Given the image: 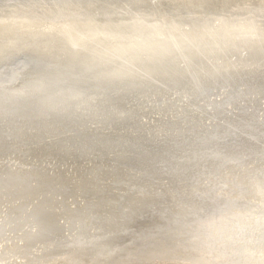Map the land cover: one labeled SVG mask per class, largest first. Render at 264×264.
Wrapping results in <instances>:
<instances>
[{
    "label": "bare ground",
    "instance_id": "6f19581e",
    "mask_svg": "<svg viewBox=\"0 0 264 264\" xmlns=\"http://www.w3.org/2000/svg\"><path fill=\"white\" fill-rule=\"evenodd\" d=\"M48 51L50 52V54H48ZM53 51H58V52L56 54ZM59 51H99V50H44V51H18V52H0V53H12V54H8L10 55L8 59H12L16 55L13 53L45 52L44 54L38 57L39 60L42 61L41 62L42 64L39 65L40 66L39 72L35 71V73L31 75L27 73L22 75L23 76L22 77V87L24 89H30L32 84H35L37 82L44 83L46 79H44L42 73H47L51 77H53L54 80L52 79L50 80H52L51 82H54L55 84L57 83L63 86L64 85L72 86L73 84H76V81L68 80L62 73V70H60V68H58L57 65H55L54 63L60 64L62 61H64V62L71 64L74 62H71L72 58L70 59V56L68 58H65L64 60V57H60L61 54L59 53ZM100 52H157V51H100ZM158 53H190V55H198L197 53L199 54L204 53L203 56H200L201 59L205 60L206 59L205 57H213V56L219 58V69L220 68L224 69L226 67L227 69H229L234 66L235 67L241 66L246 63V60L248 58H251L250 55H255L257 59L252 60V64H256L254 66L255 68H258V69H254V70H257L260 73H264V53H215V52H158ZM210 53H213V54H210ZM21 54L23 53H19V56ZM183 55L184 54H180V56H183ZM180 56L172 55L171 59H174V57L176 58ZM200 58H193V57L187 56L188 60H193V61H198ZM187 59L182 60V61H184L185 63ZM188 60L186 62H188ZM81 61H80V66H82ZM84 61H87V60H84ZM31 62H37V60L33 59L31 60ZM9 65H13V64L10 62L8 64H5V66H2V68L8 67ZM99 65L100 64H98V66ZM84 66H83V69H84ZM188 67H190V65L189 66L187 65V68ZM54 69H57V73L54 72ZM189 69H192V67ZM3 72L6 75H9L8 73H6L7 70L4 69ZM3 72L0 73V80L3 78L4 80L6 79V75L3 74ZM156 79L163 80L164 78L156 77ZM115 80L120 81L121 79H115ZM171 84H173L172 81H171ZM174 87L175 85L171 86L170 89ZM141 91L143 90L135 89V90H132V92H130L128 95L130 97L136 94L137 92H141ZM181 92H182L181 95L191 97L193 98V100L195 99L194 96L190 95V93L187 94L185 91H181ZM167 93L169 92L167 91ZM263 93H264V74L262 75L255 74L254 77L253 75L251 76L242 75L239 79H235V80L219 79V94H218L219 100L218 101H222L224 100V98H226L229 103L227 105H224L223 107H219V117L213 116V115L211 116V120L213 121L210 122V125H209V122L207 123V121L206 122L203 121L202 115L193 117L192 115L191 116L185 115L184 114L185 112L175 113V110L170 112L169 109L171 107L168 108L169 105H166L168 101H166L165 99L158 98L159 96H161V94H166V92L156 93V94H160L157 96V99H161V101H163L161 104L162 108L158 107L159 108L157 109L158 111L155 110L154 112H150L147 110L142 111V112H146V114L153 113L154 114L153 116L157 117V121L152 123V125L146 123L142 119L143 117L140 114L133 112L130 109V107L118 108L117 106H122L130 100V99H125V102H123V100L120 98H118L117 101L113 102V105L110 104L111 107L115 109H119V110L116 112L115 110L111 109L110 113L112 114L109 113L110 116L108 117H106L105 115H100L99 117L94 116V119H93L92 117L90 118V116L87 115L88 116L87 118H89L88 120L86 117L83 118L82 116L81 117L78 116L80 119H77L75 117L78 120L77 121L78 124L76 123L77 129L74 130V132H70L69 130L62 131V129L63 130L73 129L72 127L75 126L74 125L75 122L72 123V125H70L69 121H67L66 123V121L63 122L61 118L60 119L58 118L57 121L59 123L57 122L58 123L57 124L55 121V119L57 118V114L53 113L55 114L53 115L51 114L50 111H40L37 113V115H34V114L29 115L30 121L27 124H24L22 120L26 122L28 120V117L22 116V115L17 117L15 114H13L12 116L8 117V119L9 118L17 119L19 124H17L18 125L17 127H12V126L3 127L2 126V128L0 129V156H2L3 158L8 157V159L9 157H13L14 162L16 161L15 160L16 158L17 160H19V162L26 161L27 163H30V164H25V166L18 165V164H16V166H13V165L9 166V163L8 165L0 163V199L3 198L4 196L3 199L7 200L4 206L0 205V214L1 213L4 214L2 218H0L1 238L6 233H8L7 235H10V234L15 235L17 233L18 228L22 226L25 227L23 229H26L27 225L26 226L24 225L25 224L24 221L26 220L24 217V214L21 217L17 218V215H19L20 212H18V210L14 208H17L16 203H19V201L22 202L24 199V201L27 202V199L29 198V196L31 197V194L29 195V193L31 192H26L28 194H24L25 191H27V190L24 191V189L31 190L30 185L32 183H33L32 184L33 186L34 185L36 186L35 190L41 189L43 192L45 191L44 193H42L45 196L52 195L55 193L56 195L60 194V196L64 195V198H67L68 200L74 199L76 197L75 196L76 194L79 195V192L83 193V192L93 191L90 194V198H88L90 199V202L87 203L88 207L86 203H85V206H81V205H84L83 202H82L83 204H80L79 206V203L81 202L78 201L79 202L78 204L76 205L73 204L75 206V209L71 208L70 210L62 211L61 213H57V208L60 207L62 209L63 208L65 209L66 205H62L63 203H60V202L56 204L54 202L50 203L49 199L47 198L46 202L49 201L48 206L47 205L42 206V204H40L43 207V210L38 211V209H36L35 211L36 213L35 215L36 216L38 215V217H35L34 213H32L33 218L32 217L31 218L34 222H36V225L30 219H28L27 222L29 221L32 222L33 225H35V227L38 226L37 228L41 226V232H43L42 230L44 229L43 226H48V227L50 226L56 229L55 226L57 227V225H62V224H65L66 226L69 224L80 225L81 230H79L80 233L78 234L80 237H76V238L73 237L74 238L73 242L77 243L78 241L82 240L81 238L83 237L81 236H85L87 239H91V241H88V242H91L93 244L96 243L95 245H93V247L95 246L98 247L99 244L95 242L96 240L98 239L101 240L102 238L109 239V237L105 235L113 233L110 236H115L114 234H116V230L110 229V227L112 226L109 225L110 227L108 230L105 227L106 225H103V224H106L108 221L111 222L110 219H114L117 221L125 220L126 221L125 223L127 222L132 223L134 219L132 218L133 215L128 216L126 214L122 216L120 215L117 217L115 216V218L113 216V218H110L108 220L99 221V222H103V224L100 223L98 224V227H93L91 229L90 226H95L94 224L97 223V220H95L96 217L98 218V216H100L101 218V208L102 207L99 206L100 203H102V205L103 203L104 205L105 203H107V205H111V206L113 205L115 207L118 206L120 208L121 207L129 208V212H132L133 210L134 211L137 210L136 216L138 217H143V216H140L139 213H140V210L144 209L146 205V204H143V202L141 201H137L135 197H132V198L129 197L133 201L132 203L139 205V207L134 206L132 208V206L129 205L131 203L127 202L125 199L118 198V200L116 201L111 200L110 199L111 196L109 197L104 196L103 192H105L106 190H112L115 192L116 189L122 191V190H125V185H128V186L132 184L138 185V182L144 183L146 181L152 180V178H154V180L156 178H159V180L157 181H160V180L163 181V179H167L168 181H170L169 182L170 184V183H173L172 178L177 179L183 175L181 170L184 168L186 170L185 172V175H186L189 172L187 171V169L197 168V167H202V168L209 167L210 169H212L211 165L213 164V167H215L217 171L219 170V172L220 171L223 172V174L218 173L219 176L222 175L223 177V178L222 177L220 178L222 182L221 184L222 187H225L226 189L234 190L237 192L236 195L232 198L224 197L222 198V200L221 198L219 199V220L223 219L224 221L220 222L218 225L219 226L217 228L218 236H216V238L210 242H207L205 240L206 243H204V245L209 246L210 248L212 247V244L219 241V245H220L219 259H218L219 261L214 260L216 262H214L213 264H264V249H263L264 248V117L260 112L261 109L257 107L258 102H261L264 100ZM109 94L112 95L113 92L110 91ZM10 96L11 97L14 96L19 99V94L18 95L12 94ZM150 96H153V95L148 94L146 98H149ZM222 96H224V98H222ZM135 100L136 101L143 100L142 95L139 98H136ZM157 103H159V101ZM141 107L143 106L132 107V108L133 110L134 109L143 110ZM251 110L253 113L251 112ZM176 111H179V110H176ZM215 111L217 110L215 109ZM189 112L187 113L190 114ZM214 115H218V114L215 113ZM33 117H40L41 123L38 124V122H32ZM214 117H217L218 122L214 120ZM75 118L74 120H76ZM66 120L68 119L66 118ZM4 129H8V131H6L5 133ZM57 136H59L60 139H57L56 138ZM37 141H39V143L41 142L43 143L36 144ZM53 141H57V143L61 142L62 144L60 145L58 144L57 146L49 144V143H52ZM185 141L187 142V145L190 143L191 144L193 143L192 145H194L195 147L192 148L191 146L188 148L187 145L183 144V142L185 143ZM45 142H49V143H45ZM179 142L183 144L182 145L180 143L183 149H181V147H177V143ZM71 143L74 144L72 146V149H70ZM166 144H174V146H176V148H174V152L172 150L167 149L168 151H171V153H168L170 154V156L167 155L169 156L168 158L166 157V159H164L163 158L164 155H161L162 156L161 158L160 156L158 157V155L155 156L154 154L153 156L152 154H150L154 152V149L160 147L161 145H166ZM59 147H62V148H59ZM139 149L141 150L144 149V152L146 153L144 154L135 153L136 155L134 156H128L130 154H128L127 152H134L136 150L139 151ZM152 149H153V152H152ZM163 152L167 153V151L165 150ZM20 153H24V154H20ZM157 153H160V152L158 151ZM242 159L243 161L241 162ZM121 160H123L126 164H127V161L130 162L129 164L133 163L132 166L135 164H138L139 168L141 166V170L134 171V170H130L131 168L128 169L125 167H121L117 164L118 161H121ZM183 161L185 162L182 163ZM240 164H241L242 170L236 171V169H238V166ZM27 165H30V166H27ZM148 171L153 172V174H150V172ZM57 176L63 178V180H65L66 183H68L67 181L71 182L72 178L76 179L77 183L72 179V181L75 182L74 185L76 187L71 188V189H66V190L64 189L65 192L64 194H62L60 191H59L60 193L58 191L55 192L56 186H53L52 184V186L54 187L53 188L54 192L52 190L50 191L49 187L46 188L47 184L48 185L50 184L51 177L57 178ZM186 176H188V174ZM63 180L61 179L62 183L64 182ZM192 180L193 178L189 179L190 182ZM52 181H55V179ZM58 181L59 180H57V182ZM56 183L54 185H56ZM186 190H189V189L187 188ZM152 191L154 190L149 189V190H146V193L151 194ZM15 192L16 194H14ZM123 192H126V191H123ZM5 194H8V195H5ZM37 194H40V193H37ZM128 194L129 193L126 192L124 196ZM131 194H134V193H131ZM153 194L154 193H152L151 196ZM163 194L165 193L163 192L155 193L156 196L164 198L165 195L167 194L165 195ZM185 194H189V193L185 192ZM198 195L200 194L198 193ZM23 196H25V198ZM39 200L40 199H38V201ZM2 201L3 200H1L0 203ZM35 201L36 199L34 200V203L37 204V202ZM30 202H33V201L30 200ZM39 202H41V200ZM113 202H115V204ZM44 203H45V200H44ZM215 203L216 202L208 203L207 207H209L210 209L212 207H217ZM57 204H60V205H57ZM66 204L68 205V202ZM1 207L4 209H1ZM106 207L107 206H105V209L103 210H106ZM194 209L195 208H193L192 210L187 209L186 211L182 212L181 214L182 215L185 214V216L183 217L177 216L174 219V223H172L171 221L169 222L167 221L168 224H166V219L168 218V216H166L167 218L165 217L164 219L162 218L163 220H165V224H166L165 226H161V224L157 223V225L156 224L149 225L146 228L143 226L137 227L135 225L133 229H131L129 228L130 225H128L127 223L128 226H126L125 231L132 232V234L135 232L133 236L135 238L138 237L137 235L138 232L143 236L147 234H157L158 232L171 233L173 231H182V230L188 231L189 229H193V227H197V225L199 224V222H197V213L196 211H194ZM73 212L79 213L80 215L82 214V216L84 217L82 218L80 216L81 218H79V216H75ZM194 212L196 213V215L194 214ZM102 214L104 213L102 212ZM105 214H106V211H105ZM106 215H108V213ZM130 217H131V221H130ZM107 218L109 217L107 216ZM113 221H112V224L114 223ZM158 221H160L159 218H158ZM168 225L173 228L171 227L168 228ZM37 228L34 229L35 233H36V230H38ZM219 228L224 232L225 235L223 236L219 235ZM46 229H44V231ZM63 229H61V231H63ZM140 229H144L145 232ZM50 230H53V229H50ZM122 230H124V228ZM243 230L245 231H244V234L242 235L241 233ZM257 231H260V232L257 233ZM56 232L58 233V231H55L54 234H56ZM39 233L40 232L38 231V234ZM75 233H78V232L75 231ZM256 233L258 234L257 239H256L257 237ZM74 235L78 236L77 234H74ZM36 236H37V233H36ZM50 236L51 234L49 235V238ZM66 236L67 235H65V237ZM12 237L13 236H11V238ZM8 238L10 237L8 236ZM19 238L17 236L16 239L18 240ZM2 239L4 240V238ZM17 240L16 241L14 240L15 243L17 242ZM49 241L54 242L55 239L51 240L50 238ZM110 241H114V240L111 239ZM46 242H47V238H46ZM199 243H201V241ZM27 244L28 243H26V245ZM58 244H60V242H58ZM29 245H33V243ZM258 246H262L263 248L258 249ZM73 248L75 247L73 246ZM112 248L107 247V248H101V249H103L105 253H108L109 251H112ZM23 249L24 248H22L21 250L23 251ZM9 250H10V247H9ZM15 251H16V248H15ZM91 251H93V249ZM1 252L3 253V250L0 251V253ZM94 252H96V250H94ZM204 252L205 251H203V253ZM27 253H29V251ZM90 253H88L87 255L89 256ZM17 254H21V253H17ZM22 254H24V252H22ZM12 255L13 253L8 254V257L6 256V258H8V262H6L7 259H5L6 260L5 263H3L4 259L0 261L3 264H11L12 260L9 261V259H12V258L14 259V256L12 257ZM14 255L16 256V254ZM111 255L113 256L114 254L111 253ZM111 255L110 257L108 256L109 260L110 259L114 260L115 255L117 256V254H115L113 258H111ZM2 256H5V254ZM33 256L34 254L32 255V257ZM16 260L18 259L16 258ZM27 260L28 259L26 258V261ZM74 263H75V260L73 263L69 262V264H74ZM199 264H200V261H199Z\"/></svg>",
    "mask_w": 264,
    "mask_h": 264
},
{
    "label": "rangeland",
    "instance_id": "374dc122",
    "mask_svg": "<svg viewBox=\"0 0 264 264\" xmlns=\"http://www.w3.org/2000/svg\"><path fill=\"white\" fill-rule=\"evenodd\" d=\"M53 52L57 54L58 51H53ZM19 53H23V54L19 56ZM19 53H13L16 55L12 59H8L10 57V55L8 54H12V53H0V66H1L0 73H2L3 70L5 69L7 70L6 73L9 74V75H6L3 72V74L6 75V79L4 80L3 78L0 80V89H1L0 91V129L2 128V126L3 127L5 126L17 127L18 126L17 124L19 123L17 119H14V118L8 119V117L12 116L13 114H15L17 117L21 115L28 117V120L26 122L22 120L24 124H27L30 121L29 115H32V114L37 115V113L40 111H50L51 114L53 113L57 114V118L55 119L56 123L58 122L57 121L58 118L59 119L61 118L63 122L66 121V123L67 121H69L70 125H72V123L75 122L74 123L75 126L72 127L73 129H64V130L62 129V131L69 130L70 132H74V130L77 129V124H78L77 119H80L79 117L81 116L83 118L84 117L87 118L88 116H90V118L92 117L94 119V116H97V117H99L100 115H105L106 117L110 116V114H112L110 113L111 109L117 112L119 109H115L111 107L110 104L113 105V102L117 101L118 98L122 99L123 102H125V99H130L126 104L122 106H117L118 108L130 107V109L133 112L140 114L143 117L142 119L150 125H152V123L157 121V117L153 116L154 115L153 113L146 114V112H142V111L147 110L150 112H154L155 110L162 108L161 104L163 101H161V99H165L166 101H168L166 105H169L168 108L171 107L169 109L170 112H172L173 110H175V113L185 112L184 113L185 115H190V116L192 115L193 117L202 115L203 121L205 122L207 121V123L209 122V125H210V122L213 121L211 120V116L213 115V116L219 117V107H223L224 105H227L229 103L228 100L224 98V96H222L224 100L218 101L219 100V97H218L219 96L218 95L219 94V79L235 80V79H239L242 75H245V76L253 75L254 77L255 74H260V75L264 74V73H260L257 70H254V69H258V68H255L254 66L256 64H252V60L257 59L255 55H250L251 58H248L246 60V63L241 66H237V67L234 66L229 69H227V67L224 69L222 68L219 69V58L213 56V57H205L206 58L205 60L201 59L200 56H203L204 53H200V54L197 53L198 55H190V53H158V52L59 51V53L61 54L60 57H64V60H65V58H68L70 56V59L72 58L71 62H74V63L70 64V63L62 61L60 64H57V63H54V64L57 65V67L60 68V70H62V73L68 80L76 81V84H73L72 86H66V85L63 86L57 83L55 84L54 82H51L52 80H54L53 77H51L47 73H42L44 79H46L45 80L46 83L37 82L35 84H32L30 89H24L22 87V77H23L22 75L26 73L31 75V74H34L35 71L39 72L40 70L39 65L42 64L41 63L42 61L39 60L38 57L44 54L45 52H29V53L19 52ZM48 54H50L49 51H48ZM180 54H184V55L180 56ZM210 54H213V53H210ZM172 55L180 56V57H176V58L174 57V59H171ZM187 56L193 57V58H200L202 61L200 59L198 61L188 60ZM33 59H36L37 62H31V60ZM185 59H187L188 62H186L187 60L185 61V63L184 61H182ZM84 60H87V61H84ZM80 61H81L82 66H80ZM10 62L13 65H9L8 67L2 68V66H5V64H8ZM98 64H100L101 67L100 65L98 66ZM187 65L188 66L190 65V67L187 68ZM83 66H84V69H83ZM191 67L193 70L189 69ZM54 72L57 73V69H54ZM156 77H163L164 79L158 80L156 79ZM115 79H121V80L119 81ZM171 81L173 82V84H171ZM173 85H175V87L170 89L171 86ZM135 89H141L143 91L137 92L136 94L129 97L128 94L132 92V90H135ZM110 91L113 92L112 95L109 94ZM167 91L169 93H167ZM181 91H185L187 94L190 93V95L194 96L195 99L193 100V98L191 97L181 95L182 94ZM165 92L166 94H161V96L158 97L161 99H157V96L160 94H156V93H165ZM12 94H16V95L19 94V99L14 96L11 97L10 95ZM148 94L153 95V96L146 98ZM141 95H142L143 100L136 101L135 99L139 98ZM198 98H200L201 100ZM158 101L159 103H157ZM140 106H143L141 107L143 110L137 109L139 110L137 111L136 109H134L135 110L134 111L132 108V107H140ZM257 107L261 109L260 112L264 117V100L261 102H258ZM215 109L217 111H215ZM176 110H179V111H176ZM187 112H189L190 114H188ZM215 113L218 115H214ZM217 117H214V120L218 122ZM66 118L68 120H66ZM74 118L76 120H74ZM32 119H33L32 122H38V124L41 123L40 117H33ZM88 119L89 118H87V120ZM6 131H8V129H4L5 133ZM56 138L60 139L59 136H57ZM181 142L177 143V147H181V144H182ZM41 143H39V141L36 142V144H41ZM45 143H49V142H45ZM185 143L183 142L184 145H187L186 141ZM49 144L57 146L58 144L60 145L62 143L61 142L57 143V141H53L52 143H49ZM192 144L191 143L188 144L187 145L188 148L191 146L192 148H194L195 146ZM73 145L74 144L72 143L70 144V149H72ZM173 146L174 144L161 145L160 147L156 148L157 150L154 149V152L152 149L153 153H150V154H152L153 156L154 154L155 156L158 155V157L160 156L161 158H162L161 155H164L163 158L166 159V157L168 158L170 156V154L168 153H171V151H168V150H172L174 152V148H176V146L174 147ZM59 148H62V147H59ZM161 148L167 151V153L163 152L164 150H162ZM181 149H183V147H181ZM158 151L160 153H157ZM127 153L130 154L128 156H134L137 153L144 154L146 152H144V149L142 150L139 149V151L136 150L134 152H127ZM20 154H24V153H20ZM11 158L13 157H9L8 159V157L3 158L2 156H0V163L5 164V165H8L9 163V166L10 165L16 166V164L25 166V164H30L22 160H21L22 162H19V160H17L16 158H15L16 161L14 162V158L13 159ZM122 161L123 160L118 161L117 163L121 167H125L128 169L131 168L130 170H134V171L141 170V166L139 168L138 164L133 165L134 166L133 167L132 166L133 163L129 164L130 162L127 161V164H126L124 161L123 162ZM242 161L243 159L241 160V162ZM184 162L185 161H183L182 163ZM241 164L239 165L240 168L238 166V169H236V171L242 170ZM27 166H30V165H27ZM211 167L212 169L208 167L209 170L206 167L205 168L197 167V168L187 169V171H189L187 173L188 176H186L187 174L185 175L186 170L184 168L181 170L183 175L177 179L172 178L173 183H170V184H169L170 181H168L167 179H163V181L162 180L157 181L159 180V178H156L155 180L154 178H152V180L146 181L144 183L138 182V185L137 184H132L130 186L125 185V190H122V191L116 189L115 192L112 190H106L105 192H103L104 196H107V197L111 196L110 197L111 200L116 201L118 200V198L125 199L127 202L131 203L129 205H131L132 208L134 206L139 207V205L132 203L133 201L130 199L132 197H135L137 201H141L143 202V204H146L144 209L140 210V213H139L140 216H143V217L136 216L137 210L135 211L133 210L132 212H129V208H124V207L120 208L118 206L115 207L113 205L112 206L107 205V203H105V205L103 203L102 205V203H100L99 206L102 207L101 208V218L100 216H98V218L96 217L95 220H97V223L94 224L95 226H90L91 229L93 227H98V224L100 223L103 224V222H99V221L108 220L110 218H113V216L115 218V216L116 217L120 215L122 216L124 214L128 216L129 215L134 216V217L132 216V218H134L132 223L127 222L128 225H130L129 228L131 229H133L135 225L137 227L143 226L146 228L149 225H153V224L157 225V223L161 224V226H165L166 224H168L169 221L174 223V219L177 216H180V217L185 216V214L183 215L181 214L182 212L186 211L187 209L192 210L193 208L196 209V210L194 209V211H196L197 213V222H199V224L197 225V227H193V229H189L188 231H183V230L173 231L171 233L158 232L157 234H147L143 236L138 232L137 233L138 237L135 238L133 237L135 232L132 234V232L125 231L126 226H128L127 223H125L126 222L125 220L117 221L114 219H110L111 222L108 221L106 224H103V225H106L105 227L108 230H109V227L112 226L110 227V229L116 230V234H114L115 236H110L113 233L105 235V236H108L109 239L102 238L101 240L99 239L96 240L95 242L99 244L98 247L95 246L96 248L93 247V245H95L96 243L93 244L91 242H88V241H91V239H87L85 236H81L84 238V239L81 238L82 239L81 241H78L77 243L73 242L74 238L80 237L78 235L80 233L79 230H81L80 225L69 224L66 226L65 224H62V225H57V227L55 226L56 229L50 226L49 227L43 226L44 229L46 228L47 229L45 231L44 229H42L43 232H41V226L39 228H37L38 226L35 227L36 222L32 220L33 218L32 213H34L35 217H38V215L37 216L35 215L36 209H38V211L40 210L42 211L43 210L42 206L44 205L48 206L49 201L50 203L54 202L56 204L60 202V203H63L62 205H66L65 207L67 209L66 208L62 209L58 207L57 213H61L64 210H70L71 208L75 209L74 205L78 204L79 202H81L79 203V206L80 204H83V203L84 205H81V206H85V203L87 204L90 202V199L88 198H90V194L93 191H88V192H83V193L79 192V195L76 194L75 195L76 197L74 199L68 200L67 198H64V195L60 196L58 192L60 191L62 194H64L66 189H71V188L76 187L74 185L76 182V179L74 178L72 179L75 182H73L71 179V182L67 181L68 183H66L65 180H63V178L61 177H58V176L57 178L51 177L50 180L52 181L55 179V181H52L53 183L50 181V184L49 185L47 184L46 188L49 187L50 191L52 190L54 192L53 186H56L55 192L58 191L57 192L58 195L54 193L52 194L53 196L52 195L45 196L44 194H42L45 191L43 192L41 189L35 190L36 186L34 185L35 186L34 187L32 185L33 183L31 185L29 184L32 191L30 189H24V191L27 190L25 191L24 194H28L26 192H31L29 193V195L31 194V197L33 199L29 196V198L27 199V202L24 201L23 199L22 202L19 201V203H16L17 205L19 204L20 205L19 206L16 205L17 208H14V209H17L18 212H20V214L17 215V218L21 217L24 214V217L26 219L24 221L25 222L24 225L25 226L27 225V227L26 229H23L25 227L22 226L18 228V230L16 229L17 233L15 235L14 234L7 235L8 233H6L2 237L4 238V240L0 236V249H2L3 253L5 254V256H2L4 254L2 252H1L2 254L0 253V260L4 259L3 263H5L6 261L5 259H7L6 262H8V258H6V256L8 257V254L13 253L12 257L14 256V259L13 258L9 259V261L12 260L11 264H17V262L18 264H22V263L23 264H31V263L32 264H69V262L73 263L74 260H75L74 264H193V263L199 264V261H200V264H213L214 262L219 261L218 260L219 259V248H220L219 241L212 244L211 248L209 246H205L204 243H206L205 240L207 242H210L213 239H215L216 236H218L217 235L218 233L217 228L219 227L218 225L220 222L224 221L223 219L219 220V199L221 198L222 200V198L224 197L232 198L236 195L237 192L234 190H230V189H226L225 187H222L221 185L222 182L220 179L222 175L219 176L218 173L223 174V172L222 171L219 172V170L217 171V169L213 167V164L211 165ZM148 172H150V174H153V172L151 171H148ZM190 178H193L191 182L189 181ZM61 179L65 183L64 182L62 183ZM57 180H59L60 183L62 184H60L59 181L57 182ZM54 182L55 183L57 182L56 185H54L55 184ZM187 188L189 190H186ZM149 189L154 190L152 191V193H154L152 196H151L152 193L151 194L146 193V190H149ZM123 191H126L129 194L124 196L126 192H123ZM34 192L37 196L34 194ZM161 192L167 195L163 194L165 195L164 198L158 197L155 195V193H161ZM185 192L189 194H185ZM37 193H40V194H37ZM131 193H134V194H131ZM198 193L200 195H198ZM14 194H16V192ZM5 195H8V194H5ZM25 196L23 197L25 198ZM3 198L0 199V201L1 200L4 201L0 203L1 206H4L7 201L6 199H3ZM34 198L36 199L35 202H37V204L34 203V200H35ZM37 198L40 199L41 202H39L40 200L38 201ZM47 198L49 199L48 202H46ZM30 200L33 202H30ZM44 200H45V203H44ZM67 202H68V205L66 204ZM211 202H216L215 204L217 205V207H212L211 209L207 207V204ZM113 203L115 204V202ZM40 204H42V206ZM57 205H60V204H57ZM105 206H107L106 210H103L105 209ZM87 207H88V204H87ZM1 209H4V208L1 207ZM105 211H106V214L108 213V215L105 214ZM102 212L104 214H102ZM196 213L194 212L195 215ZM73 214L75 216H79V218L84 217L82 216V214L80 215L79 213L73 212ZM3 215L4 214L1 213L0 218H2ZM107 216L109 218H107ZM166 216H168V218ZM164 217L167 218L166 224H165V220H163ZM158 218L160 219V221H158ZM28 219L32 220L35 225H33V223L30 221L27 222ZM112 221L114 222L113 224H112ZM130 221H131V217H130ZM170 227L171 226L168 225V228ZM36 228L38 229L36 230L37 236L34 231V229ZM60 228L61 229L64 228L63 231H61ZM123 228L124 230H122ZM50 229H53V230H50ZM27 230L29 233L27 232ZM140 230L144 231V229H140ZM38 231L41 233L39 234L42 236L38 234ZM49 231L52 233H50ZM55 231H58L59 234L57 232L56 234H54ZM75 231L78 233H75ZM244 231L245 230L242 231L241 233L242 235L244 234ZM258 232L260 231H257V233ZM257 233H256V236H257L256 239L258 238ZM50 234H51L50 236L51 240L55 239L54 241L55 243L53 241H49ZM64 234L67 236L65 237ZM74 234H77L78 236ZM219 235L220 236L225 235L224 232L220 228H219ZM8 236L10 238H8ZM11 236H13L12 237L13 239L11 238ZM17 236L18 238L20 237L19 238L20 240L16 239ZM46 238H47V242H46ZM111 239H113L114 241H110ZM14 240L15 241L17 240V242L19 241L18 242L19 244L16 242L18 244L17 245ZM200 241L201 243H199ZM58 242H60V244H58ZM26 243L28 244L26 245ZM32 243L33 245H29ZM63 244L66 246H64ZM58 245H60L62 248ZM72 245L75 248H73ZM9 247H10V250H9ZM56 247L59 249H57ZM107 247H111V248L113 247L112 251L105 253L104 250L101 249V248H107ZM15 248H16V251H15ZM22 248H24L25 250L23 249L22 251L21 250ZM49 248L51 249L53 248L52 251ZM90 248H92L93 251H91L92 249ZM261 248L263 247L258 246V249H261ZM94 250H96V252H94ZM26 251L27 252L29 251V253H27ZM203 251L205 252L203 253ZM16 252L21 253V254L22 252H24V254L22 255L17 254ZM110 252L113 253L114 255L117 254V256L115 255L114 257V260L113 259L109 260V257L111 255ZM88 253H90L91 255L89 254L88 256L87 255ZM14 254H16V256ZM33 254L34 256L32 257ZM113 256L111 255V258H113ZM16 258L18 260H16ZM26 258L28 259L27 261H26ZM1 263L2 262L0 261V264Z\"/></svg>",
    "mask_w": 264,
    "mask_h": 264
},
{
    "label": "water",
    "instance_id": "95a60500",
    "mask_svg": "<svg viewBox=\"0 0 264 264\" xmlns=\"http://www.w3.org/2000/svg\"><path fill=\"white\" fill-rule=\"evenodd\" d=\"M264 53V0H0V52Z\"/></svg>",
    "mask_w": 264,
    "mask_h": 264
}]
</instances>
